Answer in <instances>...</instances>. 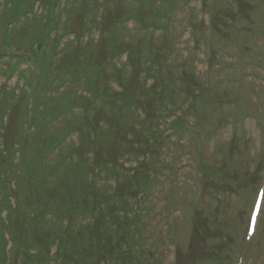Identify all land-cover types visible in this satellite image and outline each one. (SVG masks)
Returning <instances> with one entry per match:
<instances>
[{
    "label": "rangeland",
    "instance_id": "rangeland-1",
    "mask_svg": "<svg viewBox=\"0 0 264 264\" xmlns=\"http://www.w3.org/2000/svg\"><path fill=\"white\" fill-rule=\"evenodd\" d=\"M6 2L0 264H264V0Z\"/></svg>",
    "mask_w": 264,
    "mask_h": 264
},
{
    "label": "trees",
    "instance_id": "trees-1",
    "mask_svg": "<svg viewBox=\"0 0 264 264\" xmlns=\"http://www.w3.org/2000/svg\"><path fill=\"white\" fill-rule=\"evenodd\" d=\"M19 2H20V0H7V2L6 3H8V4H11L10 6H15V5H19ZM34 7H35V1H33L32 2V4H31V7L30 8H27L26 10H23V11H20L19 13H17V14H15L14 16H12L11 18V23H16V22H19V20L21 19V18H23V17H28V14H30V13H33V9H34ZM50 16H52V18H50V20H53V22L55 21V19L57 18V17H54V19H53V13L52 12H50ZM0 26H2V24H1V21H0ZM36 35V34H35ZM141 40V39H140ZM2 48V47H1ZM6 52H3V54H1L0 55V59L1 58H3L4 57V55H6V56H9V57H13V58H15V57H17V55H16V52L15 51H13V50H11V49H9L8 47H6ZM28 57H29V62L28 63H30V62H32V59H33V61L35 62V66L37 67V61H38V55H33V56H29L28 55ZM18 62H19V64H22V62L23 63H25V62H27V56H25V55H23V54H19L18 55ZM45 61L46 60H44V62H42L41 64L43 65V63H45ZM112 70V69H111ZM111 70H110V74H111ZM105 71V70H104ZM107 76H109L108 75V73H107ZM106 96H107V94H106ZM105 97V96H104ZM106 99H109V97H105V100ZM106 103H108L107 102V100H106ZM47 116V115H46ZM55 147V146H54ZM6 186V185H5ZM150 189V188H149ZM8 199V200H7ZM5 200L8 202V203H12V201L10 200V197H6L5 198ZM13 204V203H12ZM77 206H74V211H75V213L77 214H75L74 212H72L73 214H70V216H68V214H67V218H66V220H67V228H64L65 230H67V231H69L70 233H73V234H75L74 236H77V234H78V229H77V227L79 226H77V224L79 223L78 221V216L80 215V213L81 212H79V211H77V208H76ZM70 207H68V206H62L61 208H60V210L61 211H63V210H67V209H69ZM129 209H131L132 210V212H130L129 214H131V213H133L134 212V206H132L131 208H129ZM143 220L141 219V221L139 222V225L140 226H142L143 227ZM2 224H6L5 225V228L6 227H8L7 228V231H9V227H11L10 225H9V222H2ZM145 229H144V227H143V229L142 230H140V231H138V233H137V239H136V241L133 243V244H131V246L130 247H128L127 248V251H129V256H130V258H132V259H137L138 258V253H137V249H138V247L139 248H143V247H145V245L146 244H142L141 242H142V235H143V231H144ZM2 233L1 234H3L2 235V237H5V235H7L8 234V232L7 231H5L4 229H2ZM10 232V231H9ZM13 232V231H12ZM12 235H13V233H12ZM14 240V239H13ZM80 240V239H79ZM78 240V241H79ZM84 240V239H83ZM83 240L82 241H80V242H83ZM78 241L76 242V243H78ZM88 241V240H87ZM80 242L78 243V244H76L75 246H74V248H77L75 251L76 252H78L79 250H80V248H83V249H85V247L83 246V245H81L80 246ZM136 246L137 247V249L134 247V246ZM3 246H5V244L3 245ZM2 246V247H3ZM58 246H60V243L58 244ZM61 248V249H60ZM66 248V246L65 245H62L61 247H59V249H58V252L60 253V256H62L64 253H65V251L63 250V249H65ZM88 249H89V247H87ZM48 249V248H47ZM36 255H37V253H36ZM35 255V256H36ZM41 255H44V258L46 259V257H47V260H49V261H56L57 259H55V258H52L50 255H49V252H44L43 254L41 253ZM34 256V255H33ZM38 256V255H37ZM39 257V256H38ZM51 259V260H50ZM86 260H87V258H85ZM59 260H57V262H58ZM215 264H222L221 263V260H217V261H215Z\"/></svg>",
    "mask_w": 264,
    "mask_h": 264
},
{
    "label": "water",
    "instance_id": "water-1",
    "mask_svg": "<svg viewBox=\"0 0 264 264\" xmlns=\"http://www.w3.org/2000/svg\"><path fill=\"white\" fill-rule=\"evenodd\" d=\"M179 257V256H178Z\"/></svg>",
    "mask_w": 264,
    "mask_h": 264
}]
</instances>
